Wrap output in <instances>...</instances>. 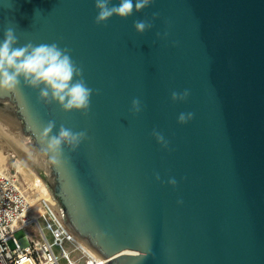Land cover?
<instances>
[{
	"label": "water",
	"instance_id": "water-1",
	"mask_svg": "<svg viewBox=\"0 0 264 264\" xmlns=\"http://www.w3.org/2000/svg\"><path fill=\"white\" fill-rule=\"evenodd\" d=\"M96 15L95 0H0V41L12 28L17 47L70 49L94 90L87 115L65 113L21 81L19 95L0 92L2 138L102 264H264V0H154L100 25ZM139 20L153 27L137 34ZM181 112L194 118L181 125ZM49 120L53 134L88 133L59 167L38 141Z\"/></svg>",
	"mask_w": 264,
	"mask_h": 264
},
{
	"label": "clouds",
	"instance_id": "clouds-1",
	"mask_svg": "<svg viewBox=\"0 0 264 264\" xmlns=\"http://www.w3.org/2000/svg\"><path fill=\"white\" fill-rule=\"evenodd\" d=\"M153 2L154 0H119L117 6L112 5V0H95L97 15L94 22L97 25L105 24L113 16L126 19L134 11L140 12ZM158 15L154 13L152 20L157 19ZM152 27L151 21L134 22V30L137 34H143ZM17 44L18 37L15 31L12 28L6 29L3 40L0 41V92L19 95L23 81L25 87L39 89L38 99L44 104L55 103L65 113L75 111L87 115L94 90L88 87L83 68L72 59L71 50L66 47L61 48L55 42L38 45L27 42L19 47L16 46ZM95 91L99 94V90ZM189 95L188 89L182 92L172 91L171 100L174 103L185 102ZM142 109L141 100L134 98L129 111L139 114ZM193 118L194 113L181 112L177 122L183 125ZM55 128L56 122L49 120L43 125L38 141L41 151L48 156L51 164L59 167L68 161L65 157V147L71 152L76 151L88 139V133L86 130L73 131L61 124L58 133L53 134ZM152 136L163 149L168 148L169 142L161 132L153 129ZM155 179L161 181L159 173L155 174ZM167 183L176 187L177 180L170 177ZM177 204H183V201L178 200Z\"/></svg>",
	"mask_w": 264,
	"mask_h": 264
},
{
	"label": "built area",
	"instance_id": "built-area-1",
	"mask_svg": "<svg viewBox=\"0 0 264 264\" xmlns=\"http://www.w3.org/2000/svg\"><path fill=\"white\" fill-rule=\"evenodd\" d=\"M25 184L18 173L0 166V264H61L55 247L67 264L105 262L65 225L46 191L37 183ZM31 225L37 237L15 236L17 230ZM66 242L78 253L75 259L64 247Z\"/></svg>",
	"mask_w": 264,
	"mask_h": 264
},
{
	"label": "rangeland",
	"instance_id": "rangeland-1",
	"mask_svg": "<svg viewBox=\"0 0 264 264\" xmlns=\"http://www.w3.org/2000/svg\"><path fill=\"white\" fill-rule=\"evenodd\" d=\"M34 172L35 175L31 171H29L24 164ZM0 166L6 168L12 172L18 173L21 179L28 184L25 185H32L33 183H37V179L39 175L28 165V163L2 138L0 135ZM40 178V177H39ZM41 180V179H40ZM38 186V184H37ZM46 190V189H45ZM47 192V191H46ZM26 233H29L32 238L38 236L37 232L34 229V225L28 226L25 229H19L15 232V236L18 239L23 238ZM50 236V233L47 232ZM11 247H14V242L10 241ZM64 247L70 252L71 258L75 259L78 256V253L73 250V246L66 242ZM56 253L60 256L61 264H67V260L64 256L61 255V250L59 247H55Z\"/></svg>",
	"mask_w": 264,
	"mask_h": 264
},
{
	"label": "bare ground",
	"instance_id": "bare-ground-1",
	"mask_svg": "<svg viewBox=\"0 0 264 264\" xmlns=\"http://www.w3.org/2000/svg\"><path fill=\"white\" fill-rule=\"evenodd\" d=\"M22 164H24L25 167H26L29 171H31V172L33 173V175H35L34 172H33V171L27 166V164H25L24 162H22ZM36 179H37V184H38V186L41 187L42 190L46 191V190H45V187H44V185H43V183H42V181L40 180V178L38 177V178H36Z\"/></svg>",
	"mask_w": 264,
	"mask_h": 264
}]
</instances>
